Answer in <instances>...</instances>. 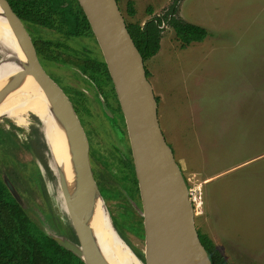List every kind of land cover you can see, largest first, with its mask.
Wrapping results in <instances>:
<instances>
[{"label": "rangeland", "instance_id": "obj_1", "mask_svg": "<svg viewBox=\"0 0 264 264\" xmlns=\"http://www.w3.org/2000/svg\"><path fill=\"white\" fill-rule=\"evenodd\" d=\"M128 1L133 2V17L126 11ZM117 2L125 22L140 25L151 17L148 7L152 15L159 16L170 4V0ZM177 16L205 28L208 36L181 49L173 30L162 27L159 51L145 62L148 81L158 98L161 131L187 181L197 231L211 239L227 264H264V0H183ZM25 28L40 49L44 43L67 46H62V63L55 64L47 56L40 63L80 110L94 155L119 179V153L128 156L129 142L123 115L113 112V85L82 70L85 59L101 60L97 42L64 41L52 31L31 25ZM1 56L0 52V63ZM18 69L24 71L17 65L12 73L0 77V84L11 81ZM101 85L105 91L98 90L96 97L94 90ZM72 91L85 94L83 107L76 104ZM34 120L35 115L28 114L21 124L0 121V142L26 165L21 172L25 179L18 185L26 196L24 207L30 218L45 233L54 230L50 235L57 236L71 225L58 200L50 147L49 151L44 144L47 173L26 145L36 141L33 132L39 121ZM92 155L90 151L95 178L99 166L94 167ZM34 163L42 172L43 189L27 180ZM107 175L111 186L98 185L108 217L117 232L143 252L142 217L135 211L141 207L139 194L129 181L118 183Z\"/></svg>", "mask_w": 264, "mask_h": 264}, {"label": "water", "instance_id": "obj_2", "mask_svg": "<svg viewBox=\"0 0 264 264\" xmlns=\"http://www.w3.org/2000/svg\"><path fill=\"white\" fill-rule=\"evenodd\" d=\"M76 1L97 42L123 115L141 204L140 209L135 211L142 217L144 249L139 252L142 258L137 257V250L117 232L112 222L115 233L141 264H211L196 231L186 181L160 128L156 97L146 78L142 57L127 31L118 3L116 0ZM0 9L25 54V63L18 62L19 67L27 71L43 91L53 117L64 131L70 156L76 164V190L82 202L90 206L95 194L97 198L103 197L92 174L90 151L93 152L94 167L98 165L106 169L109 175H113V172L104 165L101 157L94 155L80 112L43 69L29 33L7 0H0ZM23 75L17 73L0 90V102L19 85ZM101 105L104 113L110 116L104 102L101 101ZM35 117L40 125L38 130L46 140L42 120ZM3 181L11 195L22 205L6 175H3ZM64 198H67L66 194ZM104 209L108 210L106 207ZM108 214L110 217L109 210ZM86 216V211L79 208L77 214L68 217L76 242L62 231L57 232V236L46 234L84 264H105L84 227L82 220Z\"/></svg>", "mask_w": 264, "mask_h": 264}, {"label": "trees", "instance_id": "obj_3", "mask_svg": "<svg viewBox=\"0 0 264 264\" xmlns=\"http://www.w3.org/2000/svg\"><path fill=\"white\" fill-rule=\"evenodd\" d=\"M7 1L18 18L22 21L24 27L31 25L52 31L64 41L91 39L96 43L91 28L76 0ZM181 1L183 0H170L167 9L159 16L152 15V8L148 7L147 14L151 17L143 25L137 22H125L127 31L142 57L147 79L149 77V72L145 67V62L158 53L162 36V27L164 25L173 30L181 49H185L193 43H201L208 36V32L205 28L188 23L177 16ZM126 11L130 17L135 16L136 12L132 1L127 2ZM32 43L41 63H43L44 60L43 56H47L48 60L55 64L62 63V56L64 55L62 46L67 49L66 45H61L60 43H44L40 49L36 46L35 42L32 41ZM85 63L86 64L83 65L84 68H82L84 72L88 71L93 79L94 77L100 78L102 82L105 81L112 86L109 73L102 57L101 60L85 59ZM97 87L98 89L94 90L96 97L98 90L102 92L105 91L103 85ZM113 93V112L122 115L114 90ZM72 94L76 104L83 107V102L86 98L85 94L82 91L79 94L72 91ZM155 99L158 103V98L156 97ZM77 110L80 112L79 109ZM37 126H39V123H37ZM33 134L36 137V141L33 145H26L31 149L36 161L38 160L45 172H47V167L43 161V151L44 148H46L44 145L45 139L38 129L34 131ZM117 152L119 153L118 150ZM118 159L122 164L118 182L122 183L124 180L129 181L136 194H139L129 146L128 156L125 157L119 153ZM104 165L108 168L106 164ZM32 166L33 168L28 171L29 177L27 180L30 181L31 184L37 183V185L43 189L42 172L37 163H34ZM24 167H26V165L18 160L16 153L10 151L9 148L3 146L0 142V264H84L71 252L59 246L30 218L28 211L24 207L26 196L23 195L22 188L18 185L20 181L25 179L21 175ZM95 169L98 173L95 177L97 184H100L102 187L105 186L106 188L108 185L111 186L109 183L111 178L107 175V171L105 172L101 168ZM3 175H6L13 185L22 205L15 200L7 189L3 181ZM110 176L115 179L113 175ZM64 230L65 235L70 240L73 239L74 241L72 229L67 227ZM49 232L52 234L56 233L53 230H49ZM197 234L211 264H227L211 239L201 234L199 231H197ZM135 254L139 259L142 258L139 252L135 251Z\"/></svg>", "mask_w": 264, "mask_h": 264}, {"label": "bare ground", "instance_id": "obj_4", "mask_svg": "<svg viewBox=\"0 0 264 264\" xmlns=\"http://www.w3.org/2000/svg\"><path fill=\"white\" fill-rule=\"evenodd\" d=\"M0 52L2 55L0 77L12 73L16 69L18 62L20 64L25 63V54L8 23L2 16L1 9ZM24 71L19 70L18 72L21 75L24 74L19 85L6 94L0 102V119H11L21 124L24 122L25 116L30 113L42 120L46 137L45 143L48 148L50 147L52 153L50 170L57 182V190L59 192L58 200L60 201V207L64 214L72 217L75 213L77 214L79 208H83L86 211L87 216L83 217L82 220L85 224L84 227L88 231V234H90L93 243H95L100 260L105 264H141L118 238L108 214L104 209L102 199L97 198L95 194L92 205L86 206L82 202L77 191L78 189L75 187L76 173L74 168L76 164L72 156H70L64 131L53 117L50 105L43 91L34 82L28 72ZM9 82L0 84V90ZM64 194L67 195V198H64ZM188 197L190 203L193 204L190 194ZM78 215L82 217L81 213ZM48 234L50 235L52 233L49 232Z\"/></svg>", "mask_w": 264, "mask_h": 264}, {"label": "crops", "instance_id": "obj_5", "mask_svg": "<svg viewBox=\"0 0 264 264\" xmlns=\"http://www.w3.org/2000/svg\"><path fill=\"white\" fill-rule=\"evenodd\" d=\"M178 165V164H177ZM178 167H179V169H180V166L178 165ZM180 171H181V169H180ZM181 173H182V171H181ZM183 175V174H182ZM184 177V176H183ZM197 230V229H196Z\"/></svg>", "mask_w": 264, "mask_h": 264}, {"label": "flooded vegetation", "instance_id": "obj_6", "mask_svg": "<svg viewBox=\"0 0 264 264\" xmlns=\"http://www.w3.org/2000/svg\"><path fill=\"white\" fill-rule=\"evenodd\" d=\"M73 235H74V234H73ZM74 239H75V237H74ZM71 241H73V239H72ZM73 242H76V240H74Z\"/></svg>", "mask_w": 264, "mask_h": 264}, {"label": "built area", "instance_id": "obj_7", "mask_svg": "<svg viewBox=\"0 0 264 264\" xmlns=\"http://www.w3.org/2000/svg\"><path fill=\"white\" fill-rule=\"evenodd\" d=\"M191 195V194H190Z\"/></svg>", "mask_w": 264, "mask_h": 264}]
</instances>
